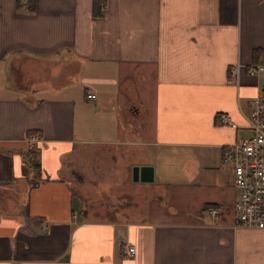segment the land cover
<instances>
[{
	"label": "crops",
	"instance_id": "crops-1",
	"mask_svg": "<svg viewBox=\"0 0 264 264\" xmlns=\"http://www.w3.org/2000/svg\"><path fill=\"white\" fill-rule=\"evenodd\" d=\"M256 62L264 0H104L100 14L94 0H0V264H264V230L234 225L222 162L264 89V73L234 83L229 69ZM166 148L188 151L172 190L197 195L186 219L89 210L85 191L135 182L134 166L168 184Z\"/></svg>",
	"mask_w": 264,
	"mask_h": 264
},
{
	"label": "built area",
	"instance_id": "built-area-1",
	"mask_svg": "<svg viewBox=\"0 0 264 264\" xmlns=\"http://www.w3.org/2000/svg\"><path fill=\"white\" fill-rule=\"evenodd\" d=\"M234 83H239L242 74L257 77L264 73V63H236L229 69ZM89 100L96 95L87 94ZM216 124L221 127L237 128L231 115L220 112L216 115ZM250 132L249 137H238L223 149L222 162L231 165L234 174V186L238 191L235 202L234 225L244 228L264 230V89L259 91L251 102L244 126ZM29 143L37 142L38 136L31 135ZM204 213L209 218L218 217V207H208ZM134 246L125 249L126 256H133Z\"/></svg>",
	"mask_w": 264,
	"mask_h": 264
},
{
	"label": "rangeland",
	"instance_id": "rangeland-1",
	"mask_svg": "<svg viewBox=\"0 0 264 264\" xmlns=\"http://www.w3.org/2000/svg\"><path fill=\"white\" fill-rule=\"evenodd\" d=\"M133 123L137 122L134 121ZM100 147L107 156V163L114 166L118 165L112 157L115 156V153H110V147ZM187 155L188 151L186 148L175 150L166 148L164 151L159 150L157 152L158 173L164 177L168 184H158L156 180L155 182L149 183L130 182L129 185L125 183L113 185L103 179L98 188L101 191H85L86 201H88L87 207H89V210H101L98 212L99 215H97V218L108 219L111 217L112 214L110 212H104V209H109L115 205L123 216L130 212H134L135 214L132 215L133 217L141 219L147 218V220L150 221L164 217H174L176 215H182L181 219H186L187 210L193 209L191 201H195L197 195H195L193 191H185V193H183V191L172 190L175 189L174 186L176 182L182 179L181 176L185 178V159ZM172 182L174 183L171 184ZM134 187H143L146 188V190L126 191L127 188L131 190ZM76 200L77 197H75V201ZM125 203L126 205H122ZM113 216H116V214Z\"/></svg>",
	"mask_w": 264,
	"mask_h": 264
},
{
	"label": "water",
	"instance_id": "water-1",
	"mask_svg": "<svg viewBox=\"0 0 264 264\" xmlns=\"http://www.w3.org/2000/svg\"><path fill=\"white\" fill-rule=\"evenodd\" d=\"M132 177L135 182H152L154 180V167L148 165L134 166Z\"/></svg>",
	"mask_w": 264,
	"mask_h": 264
},
{
	"label": "trees",
	"instance_id": "trees-1",
	"mask_svg": "<svg viewBox=\"0 0 264 264\" xmlns=\"http://www.w3.org/2000/svg\"><path fill=\"white\" fill-rule=\"evenodd\" d=\"M103 5H104V0H94V13L97 14V12H98L100 14ZM31 134H35V131H32ZM211 206L217 207V205H215V204H206L204 209L211 207Z\"/></svg>",
	"mask_w": 264,
	"mask_h": 264
}]
</instances>
